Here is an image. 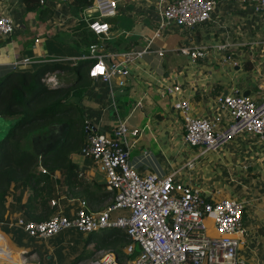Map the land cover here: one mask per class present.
I'll list each match as a JSON object with an SVG mask.
<instances>
[{
    "label": "crops",
    "instance_id": "1",
    "mask_svg": "<svg viewBox=\"0 0 264 264\" xmlns=\"http://www.w3.org/2000/svg\"><path fill=\"white\" fill-rule=\"evenodd\" d=\"M46 5L51 13L40 15L36 10H27L25 0L0 2V14L10 13L17 23L11 35L0 34V76L13 70H34L40 63L79 59L84 47L76 44L74 27L78 20L87 22L95 16L94 9L80 10L68 0H47ZM107 17L111 31L104 40L106 51L109 47L117 52L147 49L129 64L123 86L118 84L120 75L112 77L110 83L92 77L75 102L81 110L78 116L83 127L90 123L96 131L110 133L120 120H125L129 127L141 129L136 142L129 145V159L138 172L158 176L174 173L177 180L199 187L209 200L229 196L243 199L239 253L244 264H264V139L239 133L218 150L195 156L197 149L185 141L181 115L173 106L176 95L166 90L180 85L178 94L190 99L194 114L218 113L221 124L227 114L219 109L216 97L245 92L254 101L262 99L264 9L255 8L247 0H219L211 19L193 29L173 23L159 27V0H122L117 13ZM182 47L202 48L206 54L194 58ZM23 56L30 57V61L12 67V62ZM67 72L57 68L47 73L56 78V83L68 84ZM69 117L74 116L68 112L63 119L51 121L25 139L24 147L38 156L36 172H45L40 161L45 154L42 149L65 122L68 133ZM12 122V116H0V132L7 131ZM191 158L194 164L188 168L185 163ZM72 160L83 175L81 182L59 184L56 174L46 173L52 179L55 206L69 217L74 216L81 199L86 200L90 210L106 207L113 199V190L97 163L78 148L73 150ZM42 175L37 176L39 183L43 182ZM34 180L18 190L13 187L5 203L0 232L16 259L7 263L0 255V264H20L22 254L28 264H70L79 253L96 244V234L67 228L48 238L30 237L12 223L24 216L22 205L32 194L31 187H39ZM119 213L126 210L112 211V215ZM209 225L214 232L211 220ZM137 248L135 245V253Z\"/></svg>",
    "mask_w": 264,
    "mask_h": 264
},
{
    "label": "built area",
    "instance_id": "2",
    "mask_svg": "<svg viewBox=\"0 0 264 264\" xmlns=\"http://www.w3.org/2000/svg\"><path fill=\"white\" fill-rule=\"evenodd\" d=\"M8 0H0L6 2ZM42 1V0H41ZM122 0H95L88 7L98 13L87 20L89 28L100 38V42L89 45V52L79 58L92 59L88 73L94 79L111 81L120 75L119 86L125 84L129 64L147 47L124 52L106 51L105 39L109 38L111 24L103 19L117 13ZM219 0H159L161 20L159 27L167 23L193 29L209 21ZM257 9H264V0H247ZM17 23L10 13L0 14V34L11 35ZM182 51L196 58L204 56L202 48ZM158 52L163 54V50ZM30 57L23 56L12 62V67L26 64ZM45 83H56V78L46 73ZM176 95L173 106L181 115L185 141L197 149L195 156L216 151L239 133H250L264 139V97L254 101L246 95L226 94L215 98L221 111L226 112V121L217 113L213 116L196 115L192 112L189 98L180 96V85L168 87ZM85 142L81 153L92 158L103 173L108 186L113 190L112 201L100 210H90L81 199L74 216L60 210L45 220L17 217L12 223L22 228L29 236L48 238L59 231L73 228L80 232L118 228L124 231L129 242L125 253L137 252L131 258L119 259L111 249H99L93 256L82 258L75 264H244L239 253L242 241V213L245 201L236 196L207 199L199 187L185 184L175 178L174 173L158 176L141 174L129 159V145L136 142L141 129L129 127L120 120L110 133L96 131L92 124L85 126ZM193 158L185 163L188 168ZM43 171L45 169L43 168ZM56 205V200L51 199ZM125 209L126 213L112 215V211ZM212 221L214 232L210 230ZM4 260L12 262L11 255ZM20 263L28 264L25 255Z\"/></svg>",
    "mask_w": 264,
    "mask_h": 264
},
{
    "label": "trees",
    "instance_id": "3",
    "mask_svg": "<svg viewBox=\"0 0 264 264\" xmlns=\"http://www.w3.org/2000/svg\"><path fill=\"white\" fill-rule=\"evenodd\" d=\"M46 1L25 0V5L27 10H36L40 15H48L51 9L46 5ZM68 1L80 10L95 3V0ZM74 29L76 44L84 47L82 53H88L91 43L100 42L99 37L88 27L84 19L78 20ZM91 61L92 59L88 57L75 61L57 60L53 63H40L34 70H13L0 76V116L13 117L9 131L0 140V218L5 213V203L13 187L18 190L22 184H28L36 178L34 181L39 184V187H31L32 194L22 206L24 218L39 221L47 219L58 211L57 206L51 204L54 189L52 179L47 174L54 176L56 174L55 181L59 184L62 181L71 184L81 182L83 175L72 160L73 150L76 148L80 150L84 142L85 128L80 116L66 119L70 123V128L63 143L40 157L41 164L46 168L45 172H36L35 164L38 156L27 150L24 145L30 133L41 129L55 119H63L64 114L77 108V104L71 101L70 97L81 95L90 85L92 77L89 76L88 69ZM70 67L76 69L70 83L59 81L51 84L42 81L48 71L57 68L65 71ZM41 175L43 182L39 183L37 176ZM90 233L96 234L98 238L96 244L90 250L79 253L70 264H75L78 259L93 256L99 249H111L119 259L131 258L136 254L135 252L125 253L123 247L129 242V238L118 228Z\"/></svg>",
    "mask_w": 264,
    "mask_h": 264
},
{
    "label": "water",
    "instance_id": "4",
    "mask_svg": "<svg viewBox=\"0 0 264 264\" xmlns=\"http://www.w3.org/2000/svg\"><path fill=\"white\" fill-rule=\"evenodd\" d=\"M93 9H94L95 14H97L98 13L97 9L95 7ZM242 95H245V92H243ZM79 98H80L79 95H72L70 97V100L74 101V102H78ZM66 125H67L66 122L63 123L62 128L59 131H57V133L53 137V139L50 140L46 145H44V149H42V151H44L45 154L49 151L56 149V147L65 140L66 133H67L66 132Z\"/></svg>",
    "mask_w": 264,
    "mask_h": 264
},
{
    "label": "rangeland",
    "instance_id": "5",
    "mask_svg": "<svg viewBox=\"0 0 264 264\" xmlns=\"http://www.w3.org/2000/svg\"><path fill=\"white\" fill-rule=\"evenodd\" d=\"M103 19H105V18H103ZM107 20L109 19L108 17L106 18ZM68 72H67V74L65 75V78L67 79V80H71L74 76H75V72H76V69H75V67H70L68 70H67ZM70 114L71 115H73L74 117H77L79 114H81V110L78 108H74V109H72L71 111H70ZM64 115H66V114H64ZM10 129V128H9ZM9 129H7V131H5V132H0V138L2 139L3 137H4V135L9 131ZM0 139V140H1ZM63 143V142H62ZM208 153V152H207ZM207 153L204 155V156H206L207 155ZM201 157H203V156H201ZM4 259V258H3Z\"/></svg>",
    "mask_w": 264,
    "mask_h": 264
},
{
    "label": "bare ground",
    "instance_id": "6",
    "mask_svg": "<svg viewBox=\"0 0 264 264\" xmlns=\"http://www.w3.org/2000/svg\"><path fill=\"white\" fill-rule=\"evenodd\" d=\"M1 242H2V245H0V255L4 256V255L8 254V255H11L13 259H16V258H14V255L12 254V249L7 244L5 236L0 232V243Z\"/></svg>",
    "mask_w": 264,
    "mask_h": 264
},
{
    "label": "flooded vegetation",
    "instance_id": "7",
    "mask_svg": "<svg viewBox=\"0 0 264 264\" xmlns=\"http://www.w3.org/2000/svg\"><path fill=\"white\" fill-rule=\"evenodd\" d=\"M52 140V139H51Z\"/></svg>",
    "mask_w": 264,
    "mask_h": 264
}]
</instances>
